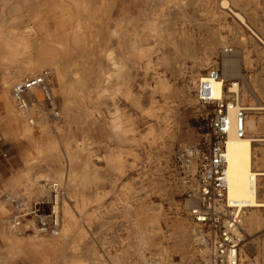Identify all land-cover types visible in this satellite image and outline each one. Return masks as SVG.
<instances>
[{
    "label": "rangeland",
    "instance_id": "obj_1",
    "mask_svg": "<svg viewBox=\"0 0 264 264\" xmlns=\"http://www.w3.org/2000/svg\"><path fill=\"white\" fill-rule=\"evenodd\" d=\"M213 70L224 102L236 84L264 106V0H0V264H218L223 228L193 214ZM39 76L21 109L15 86ZM246 121L263 140L264 110ZM236 235L239 264H264V208Z\"/></svg>",
    "mask_w": 264,
    "mask_h": 264
},
{
    "label": "built area",
    "instance_id": "obj_2",
    "mask_svg": "<svg viewBox=\"0 0 264 264\" xmlns=\"http://www.w3.org/2000/svg\"><path fill=\"white\" fill-rule=\"evenodd\" d=\"M220 81L223 83L219 71L213 70L206 78L202 79L198 90V99L200 102L205 105L214 104L217 107L216 119L212 126L217 136V142L213 145L210 155L204 157L202 160V180L204 185L201 187L199 193V200L202 206L194 210L193 214L197 222L201 225L213 216L214 221L223 228V230L216 229L214 254L216 262L218 264H239V243L236 234L241 225L242 211L245 209L229 201L225 181L227 166L226 153L231 125L230 111L236 112L237 135L239 138H245V123L249 110L240 105L237 96L238 93L234 91L236 84L227 88V94L234 96L232 102L226 103L222 98H214L213 83ZM36 88L46 89L44 76L35 77L30 81L20 82L15 86L14 96L21 103V109H24L26 104L25 100L23 101L22 99ZM219 215H224L227 219L222 220Z\"/></svg>",
    "mask_w": 264,
    "mask_h": 264
},
{
    "label": "bare ground",
    "instance_id": "obj_3",
    "mask_svg": "<svg viewBox=\"0 0 264 264\" xmlns=\"http://www.w3.org/2000/svg\"><path fill=\"white\" fill-rule=\"evenodd\" d=\"M234 12V11H233ZM235 14V12H234ZM237 14V13H236ZM235 14V15H236ZM240 14V13H239ZM236 15V17H239ZM226 52V51H225ZM229 51L227 50V53ZM223 85L222 81L213 83V96L216 99H221L223 97ZM233 109V107H232ZM248 110H259L263 111L264 106L259 108H253ZM235 111H230V130L229 138L227 144V166H226V185H227V195L230 203L237 205L238 207L248 209H261L264 208V201L260 200V181L264 179V170H256L254 168L255 161L253 156V145L254 142H264L262 140H255L254 137L249 135L255 129V123L253 121H246L245 130L246 137L239 138L237 135V119L235 116ZM262 161V166L264 167V160ZM56 211V209H55ZM255 217L250 216L247 219V223L251 224L257 222Z\"/></svg>",
    "mask_w": 264,
    "mask_h": 264
},
{
    "label": "crops",
    "instance_id": "obj_4",
    "mask_svg": "<svg viewBox=\"0 0 264 264\" xmlns=\"http://www.w3.org/2000/svg\"><path fill=\"white\" fill-rule=\"evenodd\" d=\"M264 157L262 156L261 158H259L258 160L261 162V166H262V161L260 159H263ZM264 162V161H263ZM261 166H257L260 170H264V167H261ZM255 167V166H254Z\"/></svg>",
    "mask_w": 264,
    "mask_h": 264
}]
</instances>
